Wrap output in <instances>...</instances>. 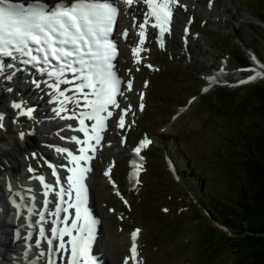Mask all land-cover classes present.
<instances>
[{
  "label": "rangeland",
  "instance_id": "1",
  "mask_svg": "<svg viewBox=\"0 0 264 264\" xmlns=\"http://www.w3.org/2000/svg\"><path fill=\"white\" fill-rule=\"evenodd\" d=\"M220 5L226 8L228 21L214 13ZM248 11L262 22L264 0H213L211 7L206 0H193L192 7L176 14L179 22L175 20L164 47L151 38L149 54L139 56V63L137 57L121 55L129 47L119 42L118 74L134 80L131 95L125 98L131 102V112L123 129L115 121L107 127L111 142L104 143L96 158L91 185L100 234L103 231L110 242V261L105 263L123 264L130 254L129 234L136 229L140 230L138 264H233L244 253L199 196L206 189L211 198L233 206V132L240 122L233 119V110L213 105L217 96H232L237 89L244 95L247 84L264 83V76L240 83L253 66L264 65V25L242 17ZM124 20L123 14L120 22ZM188 23L191 28H184ZM216 72L221 77L210 84L208 78ZM20 133L24 131L19 137ZM144 139L150 145L141 153L143 172L139 183L129 182L133 146ZM53 140L48 135L40 144L25 142L19 153L24 159L30 155V164L39 172H50L35 147L45 146L54 154ZM106 166L114 183L103 179ZM3 175L0 169V184ZM196 183L200 187L195 193L191 186ZM128 264L135 263L130 259Z\"/></svg>",
  "mask_w": 264,
  "mask_h": 264
},
{
  "label": "snow or ice",
  "instance_id": "2",
  "mask_svg": "<svg viewBox=\"0 0 264 264\" xmlns=\"http://www.w3.org/2000/svg\"><path fill=\"white\" fill-rule=\"evenodd\" d=\"M120 2L126 7H130L134 2H142L148 6L149 11L144 15V22L138 26L134 25L140 29L138 33L141 37L139 44L145 43V26L150 23L151 17H155L157 23H152L151 27L160 28V47L163 48L162 37L165 32H170V28L165 27L164 23H171L172 5L179 3V0H120ZM211 6L212 0H209V7ZM118 14L119 8L115 0H67V2L58 0L54 7H49L39 0L26 7L23 4H14L10 0H0V56L16 59L18 53L20 56L28 57L24 63L39 62L41 59L47 64H50L52 60L61 62L59 73L54 70L49 75H63L64 71L74 73V79L80 81L76 86V92L83 94L82 99L86 101L83 107L90 110L86 113H80L79 116L74 114V117H69L79 119L81 127L78 131L83 132L86 137L85 140L71 137L77 144L82 145L78 149L79 154H73L65 148L56 149L60 153H66L71 158L70 162L73 167L59 166L67 168L68 172L73 173L66 178L67 187L61 184L63 178L59 175L57 166L51 163L48 164V167L52 169V176L55 178V185L58 188L52 183L45 182L44 176L35 177L43 185L45 197L52 193L60 201V203L55 204V211L51 213L54 219L52 221L53 226L49 229L50 235H46L43 226L39 228V236L46 240L48 249L47 252L41 251L38 259L46 257V264H57L55 254L65 250V236L71 237L67 241L71 249V259L68 264H95V261L89 256V249L92 234L91 226L97 221L92 219L87 207L81 211L79 204H86L87 187L83 181L86 174L92 170L90 166H87V162L95 158L97 148L103 140L101 133L107 129V121L113 116V111L109 110V106L114 109L120 108L116 96L117 94H124L119 87L121 81L115 75L111 63L117 54L116 43L110 37ZM162 16L164 23H160ZM122 35L127 38V30ZM33 45L36 47L33 48ZM132 51L137 56L136 62L139 63L138 53L147 51V49L134 47ZM34 53H40L42 56H37ZM74 65L77 66L74 67ZM5 67H14V65L0 64V72ZM148 67L151 68L152 65H148ZM260 75L261 73L257 72L248 80L256 79ZM5 78L11 79L12 76L9 75ZM208 79L212 81L215 77ZM248 80L240 81V83H247ZM127 86L128 91H131V80L127 81ZM86 89L92 90L91 96L94 98L90 99L89 95L85 94ZM60 95L64 96V92L61 91ZM66 99L71 100L68 97ZM142 99L143 93H141ZM72 102L79 103V100ZM13 107L20 108L21 105L14 104ZM143 107L141 103V111ZM61 110L66 109L62 108ZM32 112L33 109H29L26 113L21 114L31 117ZM129 112H131V104L127 108H120V113L117 114L119 116L117 127L121 129L125 127V116ZM2 119L3 117L0 116V120ZM85 119L95 122L91 126V133L89 126L85 124ZM3 126L0 123V128ZM20 136L23 138L24 133H20ZM149 143L150 141L147 139L141 141L134 152L138 154L141 148L146 147ZM89 152L92 154L89 155ZM80 161H85V166L81 167ZM132 164L135 169L136 162L133 161ZM29 171L33 170L29 168ZM109 172L110 169L105 172V175L109 176ZM135 175L136 172L134 171L130 175V180ZM135 183H139V181L136 180ZM117 194L119 193L117 192ZM72 199L78 203H70L69 201ZM49 203H54V201L48 199L43 201L46 211ZM16 206L17 208L20 207V205ZM69 208L75 209L73 218L69 219V216H65L61 219L60 214L62 212L68 213ZM28 212L32 214L33 209L28 208ZM38 215V223L45 221L44 212H40ZM139 232L140 230L136 229L131 233L132 247L130 252L133 261H136L138 256L136 239ZM54 242L58 243L54 244ZM35 243L39 248L41 240L38 239ZM128 262L129 257H125L124 264H128Z\"/></svg>",
  "mask_w": 264,
  "mask_h": 264
},
{
  "label": "bare ground",
  "instance_id": "3",
  "mask_svg": "<svg viewBox=\"0 0 264 264\" xmlns=\"http://www.w3.org/2000/svg\"><path fill=\"white\" fill-rule=\"evenodd\" d=\"M43 2L52 3L57 0H40ZM121 9V15H126V20L121 23V29L119 32L120 44L126 45L129 47V50H122L121 55L127 56L128 59L136 58L133 54L132 49L135 48H144L147 51H140L138 55L140 57L147 56L148 50L151 47V38H155L156 41L160 44V29L151 27L152 23H156L153 17L150 19V23L147 24L145 32V43L143 45L139 44L141 37L138 35L140 29L134 27V25H139L144 22V15L149 11L148 6L142 2H134L130 7H126L120 0H115ZM209 4V0H206ZM213 2V0H212ZM196 5V4H195ZM193 6V0H179V3L172 5V17L171 23L169 24L170 32H165L162 39L163 44H165V39L171 35L172 25L175 24L177 13H183L187 10V7ZM211 10V9H210ZM225 6L220 5V11H216L217 15L222 16L224 20L228 21L229 19L225 18L226 13ZM223 14V15H222ZM245 19H248L249 22L260 24L261 21L254 17L249 11L242 15ZM260 25H264L261 22ZM192 26L191 23L185 25L184 28L190 29ZM128 29V36L125 38L122 35V30ZM185 31V30H184ZM189 36L188 30L184 32ZM5 65H13L5 64ZM259 64L253 66L254 72L259 70ZM224 69V68H222ZM11 75L10 80L5 77ZM209 77H215V81L220 79V75L216 73L210 75ZM132 78L123 77L122 84L125 85L121 91L123 95H118L116 97L117 102L120 105V108H127L131 102H128L125 98L131 95V92L128 91L127 81ZM54 85L42 81L40 77H34L33 74L28 72H20L17 68L14 67H5L0 75V116L3 117L0 120L4 126V133H0V169L4 171L2 184H0V264H46V257L39 258V253L41 251L46 252L45 241L39 236V228L44 227L46 235H50L49 224L52 222L53 212L52 206L53 203H49L47 211L43 206V201L48 199L49 201H54V195L49 193L47 197L44 196V188L41 185L40 181L36 179L37 176H44L45 182L52 183L55 185V178L52 176V169L49 168L50 172L44 169V171L39 172L38 168L31 163L30 155H26L25 159L21 156L19 148L23 143H29V141L43 143V138L48 135H53L55 140L50 141V146L52 147V154L45 146L41 148L36 146L38 152L43 159L46 160V166L49 163L57 166V171L59 175L63 178L61 184L67 187L66 178L69 175H73L67 171V168L73 167L70 162L71 158L67 156L66 153H60L56 149L65 148L68 151L73 152V154H79L78 149L82 146L77 144L71 137H77L80 140H85L83 132L78 131L81 127L79 119L69 118L79 116L80 113H86L90 111L88 108L83 107L86 103L82 99V95H72L64 94V96L59 95L58 90H55ZM61 90L64 91V89ZM11 89V91H9ZM89 98L94 97L91 94H88ZM66 97L71 98V100L66 99ZM79 100V103L72 102ZM14 104H20V108L13 107ZM66 110H61V109ZM120 108H112L109 106V110L113 111V116L108 119L107 127H110V123L115 121L117 126L120 113ZM29 109H33L32 116L22 115L21 113H26ZM180 111H183L185 107L180 108ZM178 115V114H177ZM176 115V116H177ZM37 121V122H36ZM63 122V123H62ZM95 122L92 120L85 119V124L89 126V131L91 133V126ZM118 129H121L118 127ZM2 130V129H1ZM23 130L24 136L21 138L18 134ZM103 140L101 145L98 146L95 153V158L87 162V166H90L92 170L88 172L83 181L86 187H89L91 190V202L95 197L94 190L91 189V185L94 180L93 171L96 165V158L100 157L102 150L104 148V143L107 145L111 142L107 136L106 130L101 133ZM5 141V144H2ZM45 143V142H44ZM94 143V142H93ZM118 150L120 146H116ZM125 147V146H124ZM41 148V149H40ZM44 149V150H43ZM127 151V149H124ZM35 153V152H34ZM20 154V155H19ZM92 153L89 152V155ZM35 157L38 156L35 153ZM135 158L134 152L130 155V160ZM85 161H80V166H85ZM32 165V166H31ZM60 165H66L67 168L59 167ZM31 168L33 171H29ZM94 168V169H93ZM108 166L105 167L103 179L105 183L113 182L114 180L109 176L105 175V172L108 171ZM141 174L139 175L140 179ZM129 182L130 176H127ZM115 182V181H114ZM113 182V183H114ZM11 185V187H9ZM57 187V186H56ZM34 198V199H33ZM67 199V198H66ZM15 201V203H13ZM71 202V200L69 201ZM90 202V203H91ZM93 203V202H92ZM16 205H20L17 208ZM67 205H65L66 207ZM95 209V204L92 205ZM28 208L33 209V213L29 214ZM71 208H69L68 213H63V217L69 216V219L73 218V213L71 214ZM44 212L45 221H39V213ZM51 216V217H50ZM135 231V230H133ZM132 231V232H133ZM131 232V233H132ZM19 233V236H17ZM131 233L129 234L130 249L132 247V238ZM139 238V234L136 239ZM40 239L41 244L38 248L36 246V240ZM71 237L65 236V250L62 253L55 254L57 264H65L64 257L66 254L67 247ZM58 243V242H56ZM110 242L109 239L101 231L100 239L96 243V251L100 254V259L104 262L110 261ZM30 246V247H29ZM137 259L133 261L135 264H138L139 252L137 248ZM131 253L127 256L129 260L131 259ZM125 259L122 261L124 264Z\"/></svg>",
  "mask_w": 264,
  "mask_h": 264
},
{
  "label": "trees",
  "instance_id": "4",
  "mask_svg": "<svg viewBox=\"0 0 264 264\" xmlns=\"http://www.w3.org/2000/svg\"><path fill=\"white\" fill-rule=\"evenodd\" d=\"M261 17L264 21V13ZM215 99L214 107L233 110V119L240 122L233 132V206L211 198L206 189L199 201L244 249L233 264H264V83L247 84L244 95L237 89ZM197 185L191 186L195 193Z\"/></svg>",
  "mask_w": 264,
  "mask_h": 264
}]
</instances>
